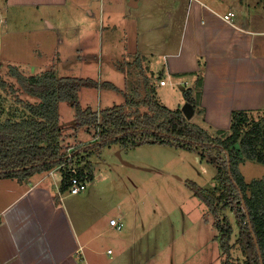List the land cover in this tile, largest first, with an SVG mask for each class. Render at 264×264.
<instances>
[{"label": "crops", "instance_id": "1", "mask_svg": "<svg viewBox=\"0 0 264 264\" xmlns=\"http://www.w3.org/2000/svg\"><path fill=\"white\" fill-rule=\"evenodd\" d=\"M1 3L0 22L9 26L10 22L19 21L21 32L31 33L33 48L36 41L37 50L29 53L37 60L30 65L33 69L47 71L51 67L49 62L58 58L61 73L55 70L60 77L90 82L79 91L83 109L92 106L84 104L87 88L97 92V109L91 108L93 111L111 109L114 102V107L126 109L127 98L131 97L127 92L130 82L119 68L134 67V60L142 59L141 64L149 72L161 55L160 81L166 80L168 84L161 86L159 82L156 87L163 91L177 85L191 95L195 109L189 118L191 122L199 116L208 126L223 131L230 129L234 112L254 115L264 112V0H237L228 12L226 0H1ZM22 5L29 8L28 16L14 19V10ZM229 12L234 13L233 23L223 18ZM28 24L29 28L23 30ZM13 48L4 47L0 39V54H10L7 61L16 67L12 63L21 59L15 57L20 55ZM87 56L95 61L87 63ZM0 61L3 62L1 58ZM141 64L136 65L139 68ZM138 74L148 77L143 71ZM200 79L202 86L198 84ZM104 84L116 89H105ZM140 85L146 86L147 91H156L151 81ZM175 102V107L161 105L182 111L187 96H178ZM63 105L59 106L61 123ZM46 173L24 182L0 179V264H98L100 256L105 255L100 250L101 238L116 229L110 222L107 224L105 217L96 221V217L89 215L84 220L78 214L83 215L84 211L78 209L76 200L87 202L88 208L94 201L91 194L94 182L79 195L64 192L61 199L60 178L58 181ZM108 251L106 255L111 256Z\"/></svg>", "mask_w": 264, "mask_h": 264}, {"label": "rangeland", "instance_id": "2", "mask_svg": "<svg viewBox=\"0 0 264 264\" xmlns=\"http://www.w3.org/2000/svg\"><path fill=\"white\" fill-rule=\"evenodd\" d=\"M234 1L237 0H226L228 2L226 12L230 10ZM1 4L0 0V15ZM25 5L17 6L18 8L14 10V19L19 20L20 17V20H23L28 16L29 8L26 6L29 5ZM2 15L5 16L4 13ZM11 17L12 15L9 18L11 19ZM20 28L19 21L10 22L9 26L0 22V34L4 33L0 39L3 41L4 47L6 45L14 46L13 51L16 50L20 55H15V57L21 60L12 64L25 69L24 71L20 70L25 77L39 76L46 71L41 72L33 69L30 65L33 64V60H37L34 56L29 55L32 50L36 49V41H34L33 48L31 33L28 31L23 34ZM28 28L29 24L23 30ZM9 56L10 54H0L3 61L2 63L0 61V78L9 85H14L16 91L12 93L9 88L3 90L0 87V95H6L3 97L7 99L4 105L8 116L23 110L24 105L18 99L24 101L25 104L39 101L22 89L21 82L17 81L16 77L10 76L12 69L11 63L7 61ZM161 58V55L158 56V61L156 60L155 66L149 72L141 64L142 59L134 60V67L119 68L125 77L128 75L130 82L127 83V92L131 97L127 98L126 106L140 104L139 107L135 106L133 109L124 108L125 111L130 110L134 121H137L139 116L142 119L143 115L149 112L150 109L144 105L145 100L175 107V99L178 96L180 98L187 96V92H182L177 85H170L163 91L157 89L156 86L162 78L161 72L158 70L160 67L158 62ZM85 61L89 63V61H95V58L87 56ZM58 63V58H55L54 61L51 60L50 68L53 69L55 65L54 69L58 71ZM138 63L141 64L139 68L136 65ZM22 65L26 66L22 67ZM36 67L40 68L39 65ZM153 70L156 73L152 72ZM57 71L59 76L61 71L59 70V73ZM139 71H143L148 77L143 75L140 77ZM72 75H75L74 72ZM150 81L151 87L156 88V91H151V89L147 91L146 86L140 85V82L144 85ZM119 82L126 81L119 79ZM102 87L106 89L107 85L104 84ZM87 89L83 94L85 96L84 104H90L91 108L96 110L97 92L91 91L90 88ZM136 91H140L141 96ZM188 99L187 97V101ZM115 103L112 104V107ZM91 108L89 109L95 112ZM103 111L95 112L99 115V127L88 130L87 127L76 123V109L72 104L65 102L62 123L60 114V123L61 126L63 124L64 130L63 145L77 147L94 141L96 134H100L102 131L100 126H102L103 118L100 115ZM249 116L250 122L246 129L264 119V112ZM192 123H196L213 137L225 138L231 134L230 129L219 131L208 126L199 116L195 117ZM138 139L139 142L134 146L129 140L126 144L118 142L104 148H97L86 154L88 158L86 162H90L91 165L92 183L94 182L91 194L95 199L89 208L87 202L76 200L78 209L85 213V215L78 213L79 216L84 220L89 215L94 216L96 221L105 217L107 224L110 222L112 227L113 219L117 222H120L118 219L123 221L120 230L115 227V231L110 230L101 238L103 243L100 250L105 255L100 256L101 261L98 264H222L219 243L221 235L215 224L219 220L225 221V218H228L234 227L231 240L233 262L234 264H246L247 259L242 254L241 246L238 243L240 226L237 223V210L239 204L234 203L222 215L214 216L207 205L195 194L198 188H212L218 184V166L211 162L219 153L209 150L194 152L176 145L159 142H140L141 139H144L143 136H136V140ZM237 149L240 151L239 147ZM202 152L206 154L204 159L201 157ZM219 157L224 158L223 154ZM54 169L49 171V176L60 178L59 170V173H51L54 172ZM240 171L249 185L256 180L264 179V164L257 161H244L240 165ZM59 186H61V181ZM252 192L253 188H249V197H252ZM108 250L112 251L111 256L106 255Z\"/></svg>", "mask_w": 264, "mask_h": 264}, {"label": "trees", "instance_id": "3", "mask_svg": "<svg viewBox=\"0 0 264 264\" xmlns=\"http://www.w3.org/2000/svg\"><path fill=\"white\" fill-rule=\"evenodd\" d=\"M11 69L10 76L16 77L22 89L39 100L37 103L25 104L18 99L24 105L23 110L8 116L4 105L7 99L3 97L6 95H0V179L13 178L24 182L65 162L70 146L63 145L64 130L59 111L61 103L72 104L76 109V123L88 130L99 127V115L89 108L83 109L79 102L80 88L88 85V80L59 77L54 68L30 77H25L14 66ZM198 84L202 86L201 79ZM0 87L16 92L14 85H9L1 78ZM107 87L116 89L111 84ZM187 97L190 99L191 95L187 94ZM135 105L140 106L138 103L126 108L133 109ZM144 105L150 110L142 119L137 117V121L132 118L130 110L125 111L121 106L104 110L100 115L103 118L101 133L96 134L91 143L80 145L72 152L74 157H78V163L86 162V154L97 148L118 142L126 144L129 140L132 146L137 145L139 139L136 140V136L144 137L140 142H159L194 152L209 150L223 154L224 158L217 155L211 160L218 166V184L212 188H198L195 194L214 216L222 215L232 204L238 203V243L247 259L246 264L264 263V179L249 185L240 171L244 161L264 164V119L246 129L250 114L234 112L231 134L218 138L190 122L181 110H171L150 100H145ZM205 156L202 152L201 157L204 159ZM89 163L88 169L91 170ZM64 176L62 192L69 186L67 174L64 173ZM249 188H253L252 197L248 196ZM215 225L221 235V263L234 264L231 244L234 227L228 218L219 220Z\"/></svg>", "mask_w": 264, "mask_h": 264}, {"label": "built area", "instance_id": "4", "mask_svg": "<svg viewBox=\"0 0 264 264\" xmlns=\"http://www.w3.org/2000/svg\"><path fill=\"white\" fill-rule=\"evenodd\" d=\"M223 18L227 23H233L235 18L234 13L229 12L228 14L224 15ZM166 84H168L166 80L160 81L161 86H164ZM75 148L76 146L74 147L71 146L67 151L65 162L57 166L54 169V172H51V173H57L59 170L60 173L59 172L58 173L60 174L61 182L64 180L65 177L64 173L67 174L69 186L66 189V192H68L69 195H79L87 191L93 179V175L91 171L88 169V163L87 162L78 163V157H74V154L72 152ZM59 197L62 199L64 197V194L60 193ZM111 224L113 225V227H116L118 230L122 228V223L117 222L114 219L111 221ZM108 253L111 254L112 251L109 250Z\"/></svg>", "mask_w": 264, "mask_h": 264}, {"label": "water", "instance_id": "5", "mask_svg": "<svg viewBox=\"0 0 264 264\" xmlns=\"http://www.w3.org/2000/svg\"><path fill=\"white\" fill-rule=\"evenodd\" d=\"M182 111H183V114L185 115V117L188 119L194 115L195 109L193 108V105L191 104L190 99H188V101L185 104ZM262 264H264V263L262 262Z\"/></svg>", "mask_w": 264, "mask_h": 264}, {"label": "clouds", "instance_id": "6", "mask_svg": "<svg viewBox=\"0 0 264 264\" xmlns=\"http://www.w3.org/2000/svg\"><path fill=\"white\" fill-rule=\"evenodd\" d=\"M70 147H71V146H70ZM78 147H79V146H78ZM61 184H62V182H61ZM64 192H66V190H65V191H63V192L61 191L60 193H63V194H64ZM59 195H60V194H59Z\"/></svg>", "mask_w": 264, "mask_h": 264}]
</instances>
